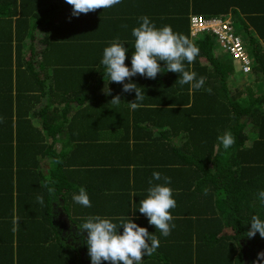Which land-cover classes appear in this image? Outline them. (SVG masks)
<instances>
[{"label":"trees","instance_id":"1","mask_svg":"<svg viewBox=\"0 0 264 264\" xmlns=\"http://www.w3.org/2000/svg\"><path fill=\"white\" fill-rule=\"evenodd\" d=\"M212 1H217L218 6L224 7L226 5L223 0H193L194 9L196 11L201 10L202 12L200 13L205 14L206 17L214 16L216 13L209 10V5ZM177 2L180 5L182 0ZM254 3L264 6V0H258ZM243 5L248 15H250V12L253 14L255 10L262 8L260 5L255 4L251 7L250 0L244 1ZM71 13L72 6L66 0H0V117L3 118V122H0V191L6 187V180L4 182L2 180V178H6V176H3L6 172L2 169L3 165H10L12 162L10 136L13 130L12 121L16 105L12 100L13 87H11L9 81L10 77H6L10 69L21 70L35 76L37 72L36 66L46 74L59 77L60 73L56 68L58 67V61L60 59H63V61L68 59L73 61L72 64L74 66V70L71 71L70 75L79 74L87 66L94 67L99 77L109 79L107 75L104 76L106 68L100 61L103 58V50L110 46L111 43L103 45L101 40L104 41V35L101 33V37L95 30L92 31V37L90 35L88 39V32L93 28L102 27L104 18L106 21L104 29L113 31L117 19L108 14V9H97L87 14L81 13L79 16H72ZM52 14L54 16L50 18L49 16ZM34 15L37 18L32 21L31 17ZM230 20L232 21V19ZM232 24L235 31L236 27L233 21ZM235 32L238 33L237 31ZM206 36L198 38V47L205 46L206 50H208ZM11 37L15 39L14 42L10 41ZM33 38L37 39V50L32 47L31 40ZM24 42L30 50V59L21 60L24 52ZM91 51L95 57L94 55L90 56L84 63L83 58ZM204 52L207 53L205 50ZM11 57L13 58L11 59ZM77 58L80 60L78 66H76ZM131 58V53L126 52L125 65L129 68H131ZM209 60L213 63L214 69L221 66L212 57H209ZM260 61V64H256L255 71L263 78L262 89L260 88L261 92L252 97L246 95V97L242 98L244 100L243 104L234 101L235 93H230L229 89L225 87L224 79L219 84H217V80L206 82L214 89L220 85L217 90L220 106H216V108L220 112L219 119L224 120V125L223 131L219 136L225 132H231L235 137L234 145L227 150L223 148L222 143L218 139L219 136H211L208 141L188 139L186 140L187 143L176 145L177 142L174 148L171 149L173 155L169 157L167 150H165L166 146L157 144L156 139L151 137L150 128L139 126L134 127H138L137 132L135 137L131 138L132 140H141L133 144V149H149L147 153L142 155L137 152L124 154L112 150L121 149L128 144V128L120 126H116L115 129L111 128L114 134L110 135L112 140L108 145L113 148L104 149V151L108 152L105 156L101 157L98 154L100 159H96L94 165L83 160L74 165H69L70 159L74 155L69 152V147L63 145L58 153L51 156L50 167L45 174L40 175L41 181L39 185L34 184L37 182L35 177H28L18 184L17 203L20 198L19 203H22V206L21 204L20 208L17 206L16 215L21 211L19 216L20 224L24 225L25 221H27L26 223L31 224V226L26 224L31 231L28 235L19 239L22 242L18 245V249L24 251L23 255L25 257L18 259L16 264H32L34 258L41 257L39 254L43 251L48 253V257L51 260H56L60 257L61 262L59 264H79L80 258L75 252L76 247L79 246L68 243L66 236L62 234V229L59 227V211H66L68 215L69 212L73 213L69 216L71 223L68 226L70 228L75 225L77 231V224L82 223L89 216L107 217L118 223L122 217L111 216L110 212L116 207L118 208L121 203L126 202L130 196L136 198L134 201L136 203L135 212H139V203L141 199L146 198L148 195L147 189L150 187L149 180L153 179V172H160L162 176L171 178L169 186L173 189V198L183 211H188L189 209L191 212L195 210L197 212L195 218L196 223L198 224L199 222L198 227H196L199 239L195 240V248H197L193 253L194 260L192 262L195 264H243L247 260V264H254L257 261L255 254L264 252V238L260 236L259 232L252 238L246 236L248 229L251 227L250 220L253 215L264 220V204L261 203L258 197L259 191L264 190V106L250 101V99H261L263 101L262 104H264V62ZM159 63L165 66V62L159 61ZM206 67V65H199L197 61L192 63L190 68L185 65L186 70L194 71L197 74V79L200 76L212 73ZM222 67L221 73L228 71V62L223 61ZM62 73V78H65L66 72L62 71ZM162 74H166L168 80L161 82L158 79L154 81L157 92L162 91L152 97L150 101L148 99L144 102H139L141 106L136 110L131 109L129 111L130 106L128 103L135 100V91L124 92L123 84L121 83L115 82L117 89L106 104L109 106L110 100L114 96L119 95L122 100L119 106H111L114 108V114L125 121V125L130 120H140L154 125L163 122L166 118L165 109L167 104H191L192 106V104L200 102L198 99L204 94H197L198 97L190 99L188 94L184 93L187 90V85L180 86L176 83L180 76L179 73L167 71ZM75 77H71L65 83H72L81 92L84 88V83L74 79ZM137 78L140 82H138ZM131 80L141 86L142 91H145V95L148 98L154 96L155 92L151 93L150 85L146 83L147 78L145 76L140 75L139 77V74H137ZM127 82L128 80L126 79L125 83ZM166 84L167 86L164 87ZM15 88L18 90L23 89L20 87ZM172 88L176 90L175 94L172 100L167 102L165 100V92ZM247 90H250L249 87L240 91ZM31 100V97L24 98L26 105ZM51 101L53 102L54 100ZM212 104L210 101H203L204 106H213ZM26 105H24V110L26 108V111H28ZM147 105L151 107H147ZM19 106L20 103H18V111L21 115ZM231 107H233V110ZM39 111L43 114L45 108H40ZM104 111L88 112L86 117L94 114L102 116ZM76 113V111L72 114L69 113L67 108L60 112L48 111L47 116L52 117V114L55 115L52 118H56L54 119L56 126L51 123L47 125L56 127V132L62 129L61 125L66 122L63 132L68 131L69 125H72V123L68 122L66 116L71 114V118ZM94 118L96 121L99 119L98 117ZM20 121L22 123L15 131L18 136L25 132L29 118L23 117L22 119L20 117ZM79 123L81 125L87 124L88 121L85 120ZM113 123L120 125L118 119ZM158 135L165 136L162 130L159 131ZM156 148L162 151H153ZM102 150L96 152L98 153ZM16 153H18L16 162L19 169L29 167L30 161L28 159L31 158H28L21 148H18ZM21 156H24V158H21ZM57 159L61 163H55ZM134 159L141 163L143 167L140 173L143 174V177H147L145 187L137 185L140 191L118 188L117 190L119 191L114 193L113 187L108 186L109 182L105 184L101 182L104 168L105 170L108 168V171L113 174H115L116 170V175L121 177L124 172L115 169L114 164L116 162L126 164ZM166 163L170 164L166 165ZM35 169L28 171V174H35ZM49 180L56 182L50 185L55 188V195H49L47 188L43 187L45 182ZM153 183H157V181H153ZM81 187H84L87 191L91 207H84L73 201V195L78 194ZM205 188L209 189L207 195L204 194ZM212 193L215 198L211 201ZM38 195L43 196V204L36 200ZM10 200V196L6 200L5 193H0V203H10ZM207 203L211 204L206 207ZM55 214L57 219L54 216ZM3 222L4 219H0V226ZM144 227L149 230V224ZM65 230L63 231L65 232ZM119 232L123 233V226L119 228ZM203 233H207L210 238L204 235L205 238L201 239ZM215 234L218 236L217 238L213 237ZM160 235L158 249L150 256L145 255L140 264H154L152 263V258L157 261L158 250H160L159 254H161V259L163 260L159 264H191L190 260H184L181 257V254L186 251L185 244L190 239H176V230L174 228H172L170 235L167 237ZM78 236L80 240L86 239V237H82L83 234L81 235L79 231ZM187 248L191 249L190 246ZM204 254L207 258L205 261H203ZM13 263L10 245L1 247L0 264ZM101 264H110V262L102 261ZM259 264H264V258L259 259Z\"/></svg>","mask_w":264,"mask_h":264},{"label":"crops","instance_id":"2","mask_svg":"<svg viewBox=\"0 0 264 264\" xmlns=\"http://www.w3.org/2000/svg\"><path fill=\"white\" fill-rule=\"evenodd\" d=\"M177 1L178 0H121L119 4L108 8V14L117 19V22L113 27V31L104 29L106 27V21L104 18L102 21V27L93 28L88 32V39L90 38V35L92 37L93 30L98 32L101 37L104 35V41L101 40L103 45L113 42L116 38H119V40L122 42L126 41L124 47L128 49L127 52L131 53V56L135 51V38L131 33L132 29L134 27H138L141 23V21L138 19L141 16H148L150 22L154 23L157 28H162L166 25L171 26L175 33L184 34L190 40H192L197 47L198 38L200 36L203 37L207 35L208 50H206L205 46L198 47L199 54L192 63L197 61L199 65H206V68L210 69L212 73H208L203 76L205 77V83L201 89L193 90L191 89L190 85L186 84L187 90L184 92L188 94L190 99L196 96L198 97L197 94L204 95L199 97L198 101L200 102L197 101L198 103L192 104V106L191 104H167L165 109L166 118L161 123L151 125L150 123L140 120H130L127 125H125V121H123L120 116L114 114L115 111L113 106L110 104L108 106L106 104V102L117 89L115 82H108L106 77H99L94 67L86 66L80 71L79 74L70 75L71 71L74 70L72 60L66 59V61H63V59H60L58 61V67L56 68L59 70V77H55L52 74H46L42 69H38L36 66L35 69L37 72L35 73V76L34 74H30L21 70L16 71V69H10V71L6 74L7 78L10 77L9 81L11 87H13L12 100L16 105V109L13 114V130L10 136L12 144V162L10 165H3L2 168L4 171H6L3 175L6 176V178H2L3 182L6 180V187L0 191V193L4 192L6 195V200L9 196L11 197V200L10 203H0V219H4V222L0 226V248L3 246L8 247L10 245L12 258L14 261L13 264H16L18 259L25 257V255H23L24 251L18 249V245L22 242L19 241V239L28 235L31 231L30 227L26 225L28 224L31 226V224L26 223L27 221H25L24 225L19 223V226L16 228V230H13V221L17 218L19 219L21 214L19 209L20 212L18 215H16L17 206L18 208L22 206V203H19L20 198L17 203L16 194H18V184L28 177H35L37 182L34 184L39 185L41 181L40 175L45 174L50 167L51 156L55 153H58L63 145L69 147V152L74 155L71 157V162L69 165H74L81 160L85 162H91V165H94L96 159H100L98 154L101 157L105 156L108 154V152L104 151V149L113 148L111 145V147L108 145V143L112 140L110 135L114 134V131H112L111 128L115 129L116 126H120L128 128V144L121 149L112 150H116L124 154L137 152L140 153L139 155H142L147 153L149 149H133V144L141 141L139 139L132 140V138L135 137L138 128L134 127H148L152 133L151 137L156 139L157 144L166 146L165 150H167L168 156L170 157L173 155L171 149L174 148L177 142L178 143L176 145H182L188 139L196 141L198 139L201 141H208L211 136L218 137L223 131L224 120L219 119L220 112L216 108V106H220V100H218L219 97L217 94V90L220 88V85L214 89L206 82L217 80V84H219L220 81L224 79L225 87L229 89L230 93H235L234 101L239 102L240 104L244 103L242 98L246 97V95H250V97H252L254 95L260 94V88L262 89L263 85V78L258 72L256 73L255 66L256 64L261 63L260 60L264 62V6L259 3H254L258 0H250L251 7L255 4L260 5L262 8L255 10L253 14L250 12V15H248L243 5V2L246 0H223V2L226 4L224 7L218 6L217 1H212L209 5V10L211 12L216 13V15H223L234 21L237 32L241 35V39L244 42L247 51H249L248 47L251 44L255 48V51H250V57L252 59L250 72L245 74L240 73V76L235 77L234 73L230 71L221 73L223 61L230 63L234 62L235 64H237V62L234 61L227 53L226 54L228 58L226 60L224 59L225 51L221 49V53L218 50L214 39L209 33H200L196 36H190L189 17L192 13H200L202 11H196L194 9L195 5L193 0H182L180 5ZM35 18H37V16H32V21H34ZM124 25L127 27H123ZM40 37H42V35H40ZM10 41L14 42L15 39L11 37ZM27 47L28 46H26V43L24 42L23 51L24 48L27 49ZM32 47H35L33 43ZM204 50L207 51V53L204 52ZM93 55L94 53L92 51L89 54L87 53V55H85L83 58V62L86 63L87 59ZM209 57H212V59L219 62L221 66H219L217 69H214L213 63L210 62ZM12 58L13 57H11V59ZM22 58L23 56L21 57V60ZM79 62L80 60L77 58L76 66L79 65ZM184 63L188 68H190L192 65V63L189 64L187 61ZM60 69L66 72L65 78H62L63 76L61 75L63 73ZM236 69H238L237 65ZM73 76H76L74 79H78L84 83V88L81 92L76 87H74L72 83H65ZM158 79L163 82L168 80V77L166 74L158 73L155 79L147 78L146 83L150 85L151 93L153 94L155 92V94L149 98L145 95L142 102L148 99L149 101L152 100V97H155L162 91L161 90L157 92V87L154 84V81ZM138 82H140L139 79ZM166 86L167 84L164 85V87ZM15 87H20L23 89L18 90ZM248 87L250 90L240 91L244 88L248 89ZM108 88L111 90L110 95H106L104 92V90L107 91ZM175 91L176 90L172 88L165 92V100L167 102L172 100ZM25 97L32 98L28 105H26L24 101ZM51 100L54 101L52 102ZM204 100L210 101L213 103V106H204ZM18 103H20L19 109L20 113H22L21 115L18 111ZM256 103L260 106H264L261 99H257ZM24 105L28 107V111H26V108L24 110ZM148 106L149 105H147V107ZM40 108H45L43 114L39 111ZM64 108H67L71 114L75 111L77 113L71 118V114L66 116L68 122L72 123V125H69L70 131L68 130L63 132L66 125L65 122L61 125L63 130L60 129L59 131L55 132L56 127L47 125L48 123H51L56 126L54 124V119L56 118H52L55 117V115L52 114V117H49L47 116V112H60ZM168 108L169 110H167ZM231 109L233 110V107H231ZM96 110L105 111L102 116L94 114L90 117H86V113H93ZM34 111L36 112L33 114ZM129 111H131V108H129ZM106 115L108 118L105 117ZM20 117L22 119L23 117H27L29 118V121L25 127V132L18 136L15 131L16 128L20 127V124L22 123L20 121ZM94 117H98V121H96ZM117 119L120 121V125L113 123ZM85 120L88 121L87 124L81 125V123H79ZM176 128H178V130H176ZM160 130H162V133L165 134V136L158 135ZM139 133L145 137L141 131H139ZM18 148H21L22 152L25 153L28 158H31L28 159V161H30L29 167L19 169L16 162V158L18 157L16 150ZM98 150L102 151L97 153L96 151ZM153 151L162 150L156 148L153 149ZM21 158H24V156H21ZM167 164L170 163H166V165ZM142 167L143 166L141 163H139V161H137V159H134L126 164L116 162L114 164V168L123 171L124 175L119 177L116 175V170L115 174H113L108 171V168L106 170L104 168L101 182L103 184L109 182L108 186L113 187V190L115 191L114 193L119 191L117 190L118 188L140 191L138 186L145 187V184H147V177H143V174L140 173L142 172ZM31 169H35L34 173L37 175L28 174V171ZM214 198L215 197L212 193L211 201ZM135 200L136 198L130 196L126 202L121 203L118 208L116 207L110 212L112 214L111 216H116L118 218L122 217L124 219L130 216L139 226L144 227L145 225H148V218L144 214H141L140 212L133 213L132 209L136 207V203H134ZM210 204L211 203H207L206 207ZM170 213L173 216V220L171 222L175 225L174 229L176 230V239H190L188 242H186V251L181 254V257L184 260H190L191 264H195L192 262V260H194L193 253L197 248H195V240L199 239L198 232L196 231V227H198L199 222L197 224L195 218L197 212L196 210L191 212L189 209L188 211H183L182 208L176 204L174 209H170ZM54 216L57 219L56 214ZM58 216L60 221L59 227H61V232H63L64 229L61 225V221H63V219L61 217L64 216L69 218V215L68 212L60 210ZM148 231L153 233L158 239L161 236L160 231L156 230L154 225L149 224ZM204 235L210 238V236H207V233H203L201 239L205 238ZM213 237L217 238L218 236L215 234ZM189 246L191 249L187 248ZM158 252L160 253V250H158ZM159 253H157V261L152 258V263H162L163 260L161 259V254ZM39 255L41 257L34 258L32 264H59L61 262L60 257H58L56 260H51L48 257V253L44 251ZM190 257H192V259H190ZM206 259L207 258L204 254L203 261ZM243 264H247V260H245Z\"/></svg>","mask_w":264,"mask_h":264},{"label":"clouds","instance_id":"3","mask_svg":"<svg viewBox=\"0 0 264 264\" xmlns=\"http://www.w3.org/2000/svg\"><path fill=\"white\" fill-rule=\"evenodd\" d=\"M66 2L72 6L71 15L79 16L81 13L87 14L97 9L111 8L119 4L121 0H66ZM138 19L141 23L138 27H134L131 33L135 38L131 68L125 65L128 51L124 47L126 41L122 42L119 38L103 50V58L100 61L106 68L104 76L109 77L108 82L123 84L124 92L135 91V100L128 102L130 108L136 110L140 107L139 102H142L145 96L141 86L131 80L137 74L155 79L158 73L176 72L180 74L176 81L180 86L188 84L193 90L201 89L204 86L205 77L200 76L197 79V74L186 70L184 63L187 61L191 64L199 54V48L193 41L184 34L175 33L171 26L157 28L146 15ZM159 61L165 62V66L162 67ZM126 79L127 83H125ZM104 92L106 95L111 94L109 88ZM121 101L120 96L116 95L108 104L119 106ZM0 122H3L2 117ZM218 139L225 150L235 143V137L231 132H225ZM55 163L58 164L61 161L57 159ZM152 177L153 179L149 180L148 195L139 203V212L148 218L149 224L154 225L156 230L167 237L175 227L174 224H170L173 220L170 209H174L177 202L173 198V189L169 186L171 178L162 176L160 172H153ZM55 183L49 180L43 185L47 188L49 195H55V188L50 186ZM208 191L209 189L205 188L204 194L207 195ZM258 197L264 204V190L259 191ZM72 199L84 207H91L89 195L84 187H81ZM36 200L40 204L44 203L42 195H38ZM135 210L136 208L132 209L133 213ZM250 222L251 227L246 236L252 238L259 232L264 238V220L253 215ZM19 223L18 218L13 221V230H16ZM77 226L81 235L84 230H87L84 242L88 247L91 264H101L102 261L110 262V264H140L145 255H152L160 245V240L153 233H150L146 227L139 226L130 216L127 219L121 218L118 223L107 217L89 216ZM121 226H123L122 234L119 232ZM260 258H264V252L258 253V260L254 264H259Z\"/></svg>","mask_w":264,"mask_h":264},{"label":"built area","instance_id":"4","mask_svg":"<svg viewBox=\"0 0 264 264\" xmlns=\"http://www.w3.org/2000/svg\"><path fill=\"white\" fill-rule=\"evenodd\" d=\"M200 33L211 34L220 48L238 63L242 73L250 72L252 59L228 17L220 15L206 17L201 13H192L189 17V34L196 36Z\"/></svg>","mask_w":264,"mask_h":264},{"label":"flooded vegetation","instance_id":"5","mask_svg":"<svg viewBox=\"0 0 264 264\" xmlns=\"http://www.w3.org/2000/svg\"><path fill=\"white\" fill-rule=\"evenodd\" d=\"M60 212V211H59ZM63 221H61V225L63 229H66L65 232L63 231L62 234L66 236V240L68 243H71L73 245L79 246L76 247V255L78 254V257L80 258V263L79 264H91V259L88 254V247L86 243L84 242L85 240L78 239V231L75 229V225L69 228L70 218H65L64 216L61 217ZM70 222V223H69ZM69 228V230H68ZM82 237H87V231L84 230L83 236Z\"/></svg>","mask_w":264,"mask_h":264},{"label":"rangeland","instance_id":"6","mask_svg":"<svg viewBox=\"0 0 264 264\" xmlns=\"http://www.w3.org/2000/svg\"><path fill=\"white\" fill-rule=\"evenodd\" d=\"M54 15L52 14V15H50L49 17L51 18V17H53ZM233 21V20H232ZM234 22V21H233ZM235 31H237V29L235 28ZM239 34V33H238ZM211 35V34H210ZM240 35V34H239ZM212 36V35H211ZM240 37H241V35H240ZM212 38H213V36H212ZM214 39V38H213ZM215 41V40H214ZM28 42V41H27ZM31 42L35 45V49L37 50V42H36V40L35 39H32L31 40ZM216 43V42H215ZM244 43V42H243ZM216 46L218 47V50L222 53V50H221V48H220V46L216 43ZM248 49H249V51H248V53H249V55H250V51L252 52L253 50L255 51V48L252 46V44L248 47ZM30 50L28 49V47H27V49H25L24 48V53H23V58H22V60L23 59H30ZM224 59L226 60L228 57H227V54H226V52H224ZM235 61V60H234ZM228 65H229V67H228V71H230V72H232V73H234V76L235 77H238V76H240L241 74L240 73H242L240 70H239V68L238 69H236V65L238 66V63L237 64H235L234 62H232V63H230V62H228ZM250 101H252L253 103L254 102H256V100H252V99H250ZM73 213H70L69 212V216L70 215H72ZM68 216V217H69ZM66 218V217H65ZM30 226V225H29ZM254 251L256 252V250H255V248H254ZM255 259L256 260H258V253H256L255 254ZM70 262V261H69ZM71 263V262H70Z\"/></svg>","mask_w":264,"mask_h":264}]
</instances>
